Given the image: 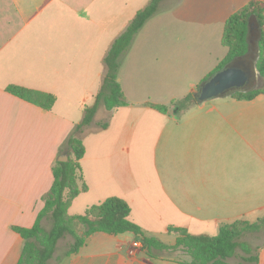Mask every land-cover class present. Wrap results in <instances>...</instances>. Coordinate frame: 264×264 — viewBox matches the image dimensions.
Segmentation results:
<instances>
[{
    "label": "crops",
    "instance_id": "crops-1",
    "mask_svg": "<svg viewBox=\"0 0 264 264\" xmlns=\"http://www.w3.org/2000/svg\"><path fill=\"white\" fill-rule=\"evenodd\" d=\"M130 1L0 0V264H18L21 258L25 241L14 228L34 226L54 182L53 168L68 154L61 155V149L81 122L74 119L77 107L67 101L80 99V108L89 106L88 98L95 103L106 74L105 57L141 10L134 14ZM250 1L224 18L221 45L227 20ZM193 49L199 48L188 47ZM227 53L208 64L197 82H189L179 100L195 92ZM257 77L261 86L251 90L264 86V78ZM118 81L129 105L113 114L123 112L124 123L115 126L104 171L101 162L93 164L89 158V138L84 140L81 167L89 190L73 201L70 215L76 216L74 204L90 194L125 200L131 206L130 217L137 201L153 197L159 219L149 218V208L130 220L169 245L176 240L170 227L215 237L223 224L264 219V94L251 101L229 95L183 114L173 106L178 98L172 97L168 112L162 113L148 104L168 106L165 101L137 99L127 92L124 79ZM10 85L52 94L57 101L52 110H44L8 93ZM99 108L94 124L105 121L97 120L100 112L108 113ZM146 114L163 120L160 126H150L148 137L150 127L138 134V121L141 125ZM104 134L91 140L99 143V150L106 142ZM143 146L150 149L146 158L141 155ZM42 224L51 229L49 219ZM155 225L163 230H154ZM72 242L70 236L60 240L47 264H179L165 256L149 257L128 233L94 234L78 254L66 257ZM250 247L257 264H264V243Z\"/></svg>",
    "mask_w": 264,
    "mask_h": 264
},
{
    "label": "trees",
    "instance_id": "trees-1",
    "mask_svg": "<svg viewBox=\"0 0 264 264\" xmlns=\"http://www.w3.org/2000/svg\"><path fill=\"white\" fill-rule=\"evenodd\" d=\"M167 1L149 0L147 6L137 12L126 30L113 42L104 60L106 74L95 103L85 108L83 120L75 126L61 149V155L69 154V161L56 162L53 168V185L43 198L44 207L38 214L34 226L14 228V231L25 241L18 264H47L54 257L59 241L66 236L73 239L65 253L66 257H71L78 254L87 240L97 233L113 236L132 234L142 244V249L149 257L165 256L179 264H230L229 261L235 257H239L244 263L257 264L258 257L253 254L250 245L243 239L248 234L263 232L264 219L256 223L238 220L223 224L215 237L194 235L186 229L170 227L169 234L174 235L176 240L173 245H169L158 237L149 235L131 221V206L119 197H110L98 205H92L82 215L72 216L68 212L73 201L89 190L81 167V160L86 154L84 139L87 136L88 127L93 123L99 107L103 106L107 112L112 113L118 108L129 105L118 81L123 58L139 32L149 20L164 10ZM252 18L260 28L257 68L261 77L264 78V2L252 0L227 20L222 38V45L228 50L227 56L200 86L234 59L247 54L249 21ZM6 91L47 111L52 110L57 101L52 94L17 85H10ZM262 94H264V86L248 92H235L231 97L236 100L251 101ZM173 104L179 114H183L200 103L193 92ZM148 106L162 113H167L169 110V106L164 105L148 104ZM108 127V122L100 125V128L104 130ZM44 219H49L52 223L48 231L43 227ZM174 253H182L190 260L176 259L172 257Z\"/></svg>",
    "mask_w": 264,
    "mask_h": 264
},
{
    "label": "rangeland",
    "instance_id": "rangeland-1",
    "mask_svg": "<svg viewBox=\"0 0 264 264\" xmlns=\"http://www.w3.org/2000/svg\"><path fill=\"white\" fill-rule=\"evenodd\" d=\"M248 1L179 0L176 2V0H168L165 3L164 10L149 20L139 32L123 58L118 77L125 80L123 84L127 92L132 91V93H135L137 99L144 98L150 102L154 100L165 101L168 106H170L169 100L172 97L179 100L187 91L189 82H197L208 64L217 62V59L219 60L226 55L227 50L220 43L224 18ZM128 3V8L131 7L135 14L138 10L144 8L149 0H131ZM256 37L254 42L257 41ZM192 45L199 49L188 51V47ZM206 46H208V49H204ZM193 92L191 91V93ZM67 102L77 107L74 119L79 118L82 121L86 108H84V105L80 108L82 101L71 99ZM85 102L86 105L92 106L94 101L88 98ZM114 117L115 121L113 122ZM97 120L100 122L101 120L105 121L99 124L92 123L88 127L87 136L84 140L89 138V158L93 159V164L101 162L100 166L104 171L108 167L107 161L112 155L114 135L118 130L115 126L124 123V114L123 112H116L114 116L113 112H100ZM141 121V125L138 121L139 136L145 134L150 126H160L163 122L162 119L151 117L149 114L142 116ZM105 122L109 123V127L104 130L100 128V125ZM146 124L148 126H144ZM151 127L146 131L148 132L147 137L150 135ZM103 134L107 138L102 149L99 150V143L91 142V140ZM147 137H144L143 141H147ZM144 146L141 155L146 158L150 149ZM83 199L84 201H82ZM147 199L149 201L140 199L134 204L135 212L134 216L130 217L131 220L140 217L143 213L145 214L149 208V218L152 220L159 219L161 213L154 209V207H158L157 202L153 197H147ZM104 200V197L99 194H94V196L90 194L87 198L78 200L74 204L72 212L75 215L83 214L87 207L98 205ZM151 228L147 225V230H151ZM153 229L163 230L162 227L156 225L153 226ZM168 238L173 239L172 237ZM243 240L253 247L261 245L264 243V232L248 234ZM172 257L184 261L190 260L188 256L182 253H174ZM231 261L236 263L241 262V259L235 257Z\"/></svg>",
    "mask_w": 264,
    "mask_h": 264
},
{
    "label": "water",
    "instance_id": "water-1",
    "mask_svg": "<svg viewBox=\"0 0 264 264\" xmlns=\"http://www.w3.org/2000/svg\"><path fill=\"white\" fill-rule=\"evenodd\" d=\"M259 34L260 28L252 18L249 21V48L247 54L234 59L224 69L217 72L195 91V95L200 104L232 95L235 92L251 91L252 88L248 87V83L252 76L258 82L254 87L259 88L261 86L257 77L261 75L257 68L258 59H256ZM255 36H257L256 42H254ZM242 58H246L245 63L249 66V70H245L237 65V62ZM58 161H69V154L62 155L59 157Z\"/></svg>",
    "mask_w": 264,
    "mask_h": 264
},
{
    "label": "flooded vegetation",
    "instance_id": "flooded-vegetation-1",
    "mask_svg": "<svg viewBox=\"0 0 264 264\" xmlns=\"http://www.w3.org/2000/svg\"><path fill=\"white\" fill-rule=\"evenodd\" d=\"M246 61V58H242L240 59L238 62H237V65L245 70H249V66L245 63ZM258 82L256 81L255 78H252L250 79L249 83H248V87H251L253 88Z\"/></svg>",
    "mask_w": 264,
    "mask_h": 264
},
{
    "label": "built area",
    "instance_id": "built-area-1",
    "mask_svg": "<svg viewBox=\"0 0 264 264\" xmlns=\"http://www.w3.org/2000/svg\"><path fill=\"white\" fill-rule=\"evenodd\" d=\"M135 246L138 248H142V244L140 242L135 243Z\"/></svg>",
    "mask_w": 264,
    "mask_h": 264
}]
</instances>
